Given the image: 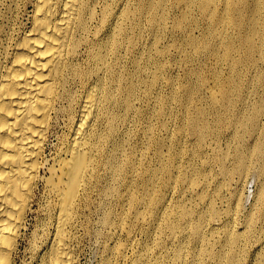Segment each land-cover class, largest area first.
Returning <instances> with one entry per match:
<instances>
[{
	"label": "rangeland",
	"instance_id": "1",
	"mask_svg": "<svg viewBox=\"0 0 264 264\" xmlns=\"http://www.w3.org/2000/svg\"><path fill=\"white\" fill-rule=\"evenodd\" d=\"M7 1L6 27L17 37L31 24L35 0ZM152 1L110 2L121 44L109 58L137 83L120 140L123 159L131 156L135 169L116 181L115 193L106 192L113 178L94 184L77 230L80 264H103L112 248L125 245L131 253L136 244L155 249L160 259L183 256L185 264H218L214 254L234 246L241 264H264V0H161L155 9ZM62 114L46 143L48 158L69 132ZM199 114L204 138L194 131ZM43 190L40 182L17 264L30 258L26 247L45 219ZM158 196L165 201L162 217L148 203ZM108 211L114 230L125 219L126 230L114 238L103 222ZM198 223L201 240L193 235ZM230 237L239 240L230 245Z\"/></svg>",
	"mask_w": 264,
	"mask_h": 264
},
{
	"label": "bare ground",
	"instance_id": "2",
	"mask_svg": "<svg viewBox=\"0 0 264 264\" xmlns=\"http://www.w3.org/2000/svg\"><path fill=\"white\" fill-rule=\"evenodd\" d=\"M160 1L153 0L150 7L159 8ZM7 2L0 0V264H17L40 182L44 184L46 216L42 227L33 232L26 247L30 258L22 264H80L77 230L83 224L94 184L101 176L113 178L115 183L106 192L115 193L116 181L135 169L131 156L123 159L120 140L137 83L125 79L109 58L121 44L119 34L115 35L117 12L115 17L110 13L111 0H35L31 24L17 37L6 27ZM6 39L9 41L4 42ZM82 54L85 58L79 62ZM61 113L69 132L62 136L55 155L48 158L46 143ZM201 118L199 114L194 131L204 138L206 127ZM241 154L240 167L246 163ZM156 175L146 177L145 184ZM162 199L148 198L160 210V217L165 207ZM131 203L136 209L140 199L134 196ZM137 215L141 217L142 212ZM182 215L189 218L191 212L183 210ZM111 216L106 212L103 222L109 226L107 236L114 238L126 225L122 218L114 230ZM192 229L196 239H203V225L195 224ZM238 240L230 237L227 242L234 245ZM135 247L131 253L125 245L112 248L103 264L187 261L183 256L160 259L153 248ZM235 249L216 252L214 258L218 264H241L243 259Z\"/></svg>",
	"mask_w": 264,
	"mask_h": 264
}]
</instances>
